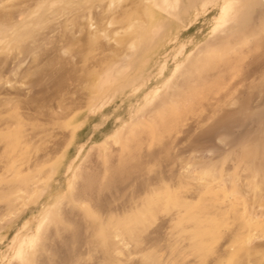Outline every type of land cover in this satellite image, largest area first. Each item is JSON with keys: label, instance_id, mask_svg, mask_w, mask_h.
<instances>
[{"label": "rangeland", "instance_id": "rangeland-1", "mask_svg": "<svg viewBox=\"0 0 264 264\" xmlns=\"http://www.w3.org/2000/svg\"><path fill=\"white\" fill-rule=\"evenodd\" d=\"M0 264H264V0H0Z\"/></svg>", "mask_w": 264, "mask_h": 264}]
</instances>
